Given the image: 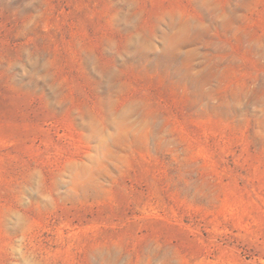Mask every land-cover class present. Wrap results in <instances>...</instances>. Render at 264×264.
Instances as JSON below:
<instances>
[{"label":"rangeland","instance_id":"1","mask_svg":"<svg viewBox=\"0 0 264 264\" xmlns=\"http://www.w3.org/2000/svg\"><path fill=\"white\" fill-rule=\"evenodd\" d=\"M0 264H264V0H0Z\"/></svg>","mask_w":264,"mask_h":264}]
</instances>
